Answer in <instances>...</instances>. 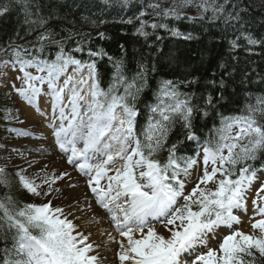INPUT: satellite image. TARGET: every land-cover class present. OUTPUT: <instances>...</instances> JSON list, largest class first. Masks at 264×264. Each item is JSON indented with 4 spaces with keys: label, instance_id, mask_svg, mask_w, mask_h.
<instances>
[{
    "label": "snow or ice",
    "instance_id": "1",
    "mask_svg": "<svg viewBox=\"0 0 264 264\" xmlns=\"http://www.w3.org/2000/svg\"><path fill=\"white\" fill-rule=\"evenodd\" d=\"M80 6L89 12L81 22L96 29L100 39L108 38L99 31L107 16L115 14L119 23L131 25L135 42L143 40L140 50L126 59L124 44L120 56L92 47V33L77 31L76 21L58 15L53 9L61 6L55 0H0V19L22 16L26 34L33 36L26 44L0 43V64L16 73L8 87L44 125L38 135L23 128L7 131L37 140L50 137L67 164L85 178L109 228L86 232L76 223L81 217L66 210L71 204L54 203L67 171L57 174L45 165L30 175L13 165L10 176L5 164L0 166V264L264 262V69L250 66L257 47L264 55V34L251 30L252 4L172 0L162 7V0L138 5L134 0H85ZM182 19L218 26L217 46L223 52L208 61L201 53L199 63L210 65V75L189 79L192 73L185 71L182 78H160L173 64L175 76L181 63L155 46L163 40L159 30L183 41L199 39L170 26ZM58 20L63 26L52 24ZM241 51L249 57L243 67ZM101 61L107 63L105 73ZM154 80V102L142 122L140 104L146 101L141 96ZM237 83L245 86L244 95L228 91ZM194 85L198 91L190 90ZM41 98L50 114L41 108ZM4 112L5 120L23 123L11 109ZM177 123L183 139L169 143ZM200 129L207 133L198 134ZM13 178L18 191L33 197L31 202L12 195ZM84 199L93 211L87 194ZM102 219L93 215L89 223Z\"/></svg>",
    "mask_w": 264,
    "mask_h": 264
},
{
    "label": "trees",
    "instance_id": "2",
    "mask_svg": "<svg viewBox=\"0 0 264 264\" xmlns=\"http://www.w3.org/2000/svg\"><path fill=\"white\" fill-rule=\"evenodd\" d=\"M47 2V0H45ZM85 0H55V3L61 7L54 8L53 10L58 13L60 16H67L69 20L76 21L75 28L77 31L81 32H91L92 47H102L107 51L110 55L120 56L121 50L120 45L124 44L129 56L126 59H131V53L134 51H139L141 48V44H143L142 38L139 43H136V38L132 36V26L125 25L119 23V17L115 14L111 16H107V22L99 28V31H103L106 33V39H100L96 35V29H93L89 26L84 25L82 21L83 16L89 15V12L86 8L81 7L80 5L84 3ZM143 0H134L135 4L142 3ZM249 3L252 4V11L248 13V17L250 20L251 30L257 34H264V0H248ZM172 0H162V7H167ZM125 15L127 18L128 15H131V12H128ZM189 15H195V12L189 10ZM170 26H175L180 29L182 32H193L194 35L198 36V40L193 41H183L179 40L175 37L170 36L166 31L159 30L158 34L163 37L162 42L156 43L155 46L158 47L163 53L172 54L180 58L181 67L177 71V74L174 76L172 72L176 70V65L173 64L171 67L165 68L161 74L160 78L164 79H178L183 77V73L185 71H190L192 76L188 78L191 79L193 77L199 79L205 74H211L210 65L206 62L203 65L199 63L201 58V53L203 54L206 61L211 60L215 57L216 54H221L223 50L217 46L218 36L220 28L215 25H210L208 22H190L188 20H173L170 21ZM52 24H59L63 26L64 22L62 20L53 21ZM50 26H52L50 24ZM59 31V28H57ZM27 25L23 22L22 16L12 15L11 17H4L0 19V43L7 44L9 40H14L17 44H26L28 41L33 39V36H28ZM149 43H154V37L150 38ZM51 50L46 51V55L50 54ZM143 52L145 55H148L147 46L144 47ZM241 67L247 63L249 57L248 54L244 52H239ZM253 62L250 66L256 68L257 71L264 69V55L261 54V49L257 47L255 49V53L250 57ZM190 60V67H185L186 62ZM162 64L167 63L166 58H162ZM107 63L106 61L100 62V70L102 73L107 72ZM239 79V78H237ZM156 81L152 82L153 87L146 89L145 94H142L141 100L146 101V103L140 104L141 111L145 113V116L142 117V122L146 121L147 114V105L152 104L154 102V86ZM106 87V85H104ZM245 86L239 85L238 83L235 85H229V92H240L241 95H244L242 89ZM250 87L256 88L257 85L253 84ZM189 90V89H185ZM190 90H197L198 86L194 85ZM254 94H259L254 93ZM1 103V97H0ZM234 108H238L239 106H233ZM0 109H2L0 104ZM228 114V113H226ZM236 114H239L238 112ZM211 126V125H210ZM2 130L0 129V133ZM182 128L179 123L176 124L169 143L179 139H183L181 135ZM207 129H200L198 134H206ZM189 155H193L192 153H185ZM12 195L24 201V198H21L18 193L15 185L11 188ZM262 264V263H261Z\"/></svg>",
    "mask_w": 264,
    "mask_h": 264
},
{
    "label": "rangeland",
    "instance_id": "3",
    "mask_svg": "<svg viewBox=\"0 0 264 264\" xmlns=\"http://www.w3.org/2000/svg\"><path fill=\"white\" fill-rule=\"evenodd\" d=\"M0 71L1 107L3 106V110L5 108L11 109V116L18 117L20 121H23V123H18L17 120L14 119L16 121L15 125L18 128L32 131L33 133L38 135L39 129L37 130L35 122L29 119L23 105L20 104L19 98L15 96L14 93H11L8 87V85L13 82L16 73L12 72L11 68H5L2 64H0ZM15 82L17 83V85L19 84V81ZM5 93L11 95L12 98L9 99L8 96L5 95ZM8 128L10 127H5V132H3L2 135V137L5 136L6 140L4 141L2 138V141L6 142V145L11 146L12 148L6 149V147H4V149L0 150V166L7 164L8 172L11 173H14V171L16 170L13 165L23 167L27 169L28 174L30 175L39 173L40 169L45 165L48 166L49 170L55 169L57 174L62 171H67L70 174L69 177H66L64 180L59 181L57 184L61 191L58 194H53L54 203L60 204L61 206L71 204L73 207L71 209L66 208V210L72 211L78 217L86 216V219L88 221L97 212L99 213V215L96 217L98 219L103 218L102 222L97 224H108L103 213L95 209L97 206L94 204V200L90 196L91 192L87 189V187L84 188L83 184H85V179L81 176H78L74 170L68 167L67 163H65L58 152L54 151L56 153L54 154L49 150L50 152L48 154L41 153L40 149L42 147L45 148L48 145V140H37L33 138H28L27 140L24 138L14 140L12 138V134L7 131ZM40 146L41 148H39ZM12 149H17L18 151H12ZM57 158L60 159V161H58ZM28 162L32 163L31 168H29ZM41 175H43V173H41ZM37 182H39V180ZM69 185L73 186L70 187ZM23 194L29 196L28 200H33V197H31L30 195H27L26 193ZM85 194H87L88 196V203H91L93 205V211L87 210V205L84 199ZM57 196L59 197L58 199L56 198ZM77 201H79V204H77ZM78 207L84 208L85 210L83 212L77 211ZM80 221L81 219L77 220L76 223ZM89 226L95 227V223H89ZM246 229L247 225H245V230Z\"/></svg>",
    "mask_w": 264,
    "mask_h": 264
},
{
    "label": "bare ground",
    "instance_id": "4",
    "mask_svg": "<svg viewBox=\"0 0 264 264\" xmlns=\"http://www.w3.org/2000/svg\"><path fill=\"white\" fill-rule=\"evenodd\" d=\"M25 106L24 109L29 117V119L31 121H34L36 124L40 125L41 127H37L38 129L43 130L44 129V125L41 123L42 118L35 112L34 109H32L30 106H28L27 104L24 103ZM40 106L42 109H46L49 111L50 114V106L48 104L45 103V100L43 98H41L40 100ZM58 161H60V159H57ZM95 216H98L99 213L96 212V214H94ZM78 224L80 225L81 229L84 231H91L93 233H96L97 229H108L109 225L107 224H97L95 223V227H91L89 226V221L86 219V216H82L81 217V221L78 222ZM245 225H247V223H245ZM247 230V229H246ZM94 239L100 240V239H106V237H101L99 235L94 236ZM108 257L111 260L112 259V253H108Z\"/></svg>",
    "mask_w": 264,
    "mask_h": 264
}]
</instances>
